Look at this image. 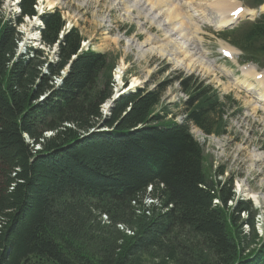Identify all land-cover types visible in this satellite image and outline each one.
<instances>
[{"label": "trees", "instance_id": "obj_1", "mask_svg": "<svg viewBox=\"0 0 264 264\" xmlns=\"http://www.w3.org/2000/svg\"><path fill=\"white\" fill-rule=\"evenodd\" d=\"M3 2L0 264H148L143 254L156 264H264V238L251 248L257 239L244 233L247 225L258 236L252 229L259 212L250 200L236 198L232 177L223 184L207 177L201 144L186 124L168 119L160 88L120 96L104 118L115 58L86 52L72 60L83 37L72 29L60 40L58 12L44 16L42 29L49 48L59 42L56 59L29 48L14 60L21 37L16 27L34 15L36 0H21L22 13L10 21ZM256 30L253 58L263 63L264 15ZM216 106L192 99L188 120L212 131ZM148 197L171 208L146 205Z\"/></svg>", "mask_w": 264, "mask_h": 264}, {"label": "rangeland", "instance_id": "obj_2", "mask_svg": "<svg viewBox=\"0 0 264 264\" xmlns=\"http://www.w3.org/2000/svg\"><path fill=\"white\" fill-rule=\"evenodd\" d=\"M123 1L124 2L120 0H61L57 4V7L63 10L64 18L68 20L69 24L78 26L81 34L86 40L85 48L90 46L101 52L120 53L117 64L120 66L122 60L126 62L124 67H126L125 78L128 79V84L132 83L133 78H139L141 80H143V78H148L152 85H148L150 82L147 81L145 86L148 85L149 88H152L156 86V83L169 80L171 84L165 92L163 101L166 103H173L178 102L182 96L179 79H177L178 74L181 76L189 74L191 71L197 72L198 70H204L210 75L211 79L217 82L220 90L223 91L224 87L222 82L225 81L224 74L222 73L220 75L219 69L216 66L212 67L206 63L205 65H196L195 67L186 68L185 65L177 63L176 60H170L168 57H165V53H171L164 39L167 35L163 32V28H161V25L165 23V21L162 20V18L158 19V15L157 17L156 15H152L151 17V14H154L152 12H157V8L151 12L149 6L140 4L138 0H136V2L134 0ZM179 1L183 2V0H178V2ZM37 2H39V9H55L54 6L51 7L49 5L47 0H37ZM138 5L140 6L138 7ZM202 6L204 11L211 7V5L206 3H203ZM195 7H198V5L195 4ZM130 8L131 12L129 11ZM1 9L7 21L13 20L19 11V7L14 6L11 0H5ZM145 9H148V11ZM33 23L34 21L32 19L25 17L24 22L17 28L22 32L23 37V41L19 46L21 49H23L24 46L38 44L35 40L37 38V29L36 27H31ZM132 23L135 24V27L132 32L129 33L127 31L130 30ZM163 27L165 28L166 26ZM203 27L208 30V32H205V35L215 40L212 27L206 24H203ZM130 41L131 45H128L127 43H130ZM152 41L158 42L152 43ZM42 47L49 59L55 58L53 48H49L46 44H43ZM203 48L206 51H212L211 48L214 49L215 47L212 46L211 42L204 41ZM182 59L183 57L178 58V60ZM183 66L185 68L182 71L181 67ZM116 69L117 66L112 72L113 77H116V75H114ZM129 69L132 73H127ZM177 70L181 72H176ZM242 78L243 76L240 73L234 80ZM230 84L233 86V83L230 82ZM231 93L232 100L236 103L234 108H242L241 113L237 115L233 110V105L231 106L234 116L229 118L228 133L226 136H207L204 131H200L196 126L192 125L191 128L196 139L204 148L203 164L207 177L209 179L213 178V180L217 182L221 181L222 184L225 182V179L232 177L233 192L236 198L245 200L251 199L254 208L260 210V213L255 218V227L252 229L258 236L253 238L252 231L249 232L250 227L247 225L244 226V233H250L252 237L250 239H257L251 246V248H253L260 237L264 238V158L259 161H253L255 153L258 152L264 155V119H262L264 117V111L259 109L256 115L253 113L249 116L251 106L245 104V100L247 97H250V95L245 92H240L238 89ZM256 94L257 91L255 93L253 92V96H257ZM237 102L241 104L238 105ZM176 111L178 113L179 109ZM26 140L32 143L30 139L26 138ZM221 171L223 174H220ZM240 184H244V189L239 190L238 185ZM246 188H250V191L260 195V204L253 198V193L245 190ZM144 203L148 205L156 204L160 210L164 211L171 208V205H169V208H165L164 203H160L155 199L150 202L148 199H145ZM234 204L235 201H229L228 207L233 209ZM138 214L149 216L146 209H140ZM246 216V213H241V217ZM102 218L103 223H108L106 218ZM123 228H126V233L129 235L133 234L129 228L120 227V229ZM185 234L184 236H186V239H190L194 243L198 242V236L191 235L188 232H185ZM178 255L182 257L180 253ZM143 257L148 264H156L155 258L150 254H143Z\"/></svg>", "mask_w": 264, "mask_h": 264}, {"label": "bare ground", "instance_id": "obj_3", "mask_svg": "<svg viewBox=\"0 0 264 264\" xmlns=\"http://www.w3.org/2000/svg\"><path fill=\"white\" fill-rule=\"evenodd\" d=\"M49 2V5L52 7L55 5V3H57L58 1L57 0H47ZM136 2V0H134ZM148 1H152V0H148ZM223 1L225 0H212L215 8L217 9L218 11V26L219 27H225L227 26L228 24H230L233 20H234V17L231 16V12L235 11L238 7H240V3L237 1V0H230L231 2V9L228 13H224V12H221L220 11V7L223 3ZM126 2V0H125ZM128 4V3H127ZM141 4V3H140ZM205 4V3H204ZM135 5V3H134ZM203 5V4H202ZM127 6V5H126ZM129 6V5H128ZM137 6V4H136ZM140 5H138L139 7ZM206 7V6H205ZM204 7V8H205ZM142 8V7H140ZM147 8V7H146ZM157 8V7H156ZM199 8V7H197ZM127 9V8H126ZM149 9V8H148ZM148 9H145L148 11ZM200 9V8H199ZM140 10V9H139ZM208 10V8H207ZM206 10V11H207ZM131 12V10H130ZM145 12V11H144ZM152 12V11H151ZM147 13V12H146ZM153 13V12H152ZM144 14V13H143ZM152 15L154 16V14H151V17ZM149 17V16H148ZM157 17V15H156ZM153 20V18H152ZM154 21V20H153ZM40 23V22H39ZM158 23V21H157ZM152 24V23H151ZM159 27V26H158ZM162 28V27H161ZM164 30V29H163ZM165 32V31H163ZM151 37V36H150ZM158 39V38H157ZM148 40V39H147ZM150 40V39H149ZM156 40V39H155ZM157 41H152V43H156ZM148 44V43H147ZM143 45V44H142ZM164 46V45H163ZM145 47V45H144ZM152 47V46H151ZM163 48V47H161ZM166 48V47H165ZM151 49V48H150ZM154 49V48H153ZM150 51V50H149ZM153 51V50H152ZM165 53V52H164ZM206 67V66H205ZM191 68V67H190ZM124 69V63H122L119 68L116 70V79L120 82H122L121 78H122V70ZM195 69V68H194ZM208 74V73H207ZM260 74V73H257L255 72L254 68L252 67L251 69L247 70L245 72V78L243 80H241V82L243 84H248V88H250L251 90H254L256 87L255 86H258L257 89H255L257 91V96H254L255 100H256V104H255V115L257 114V108H260L261 110L264 111V73L262 74V77L260 79H257V75ZM254 77L256 82L255 83H252L251 81H249L250 78ZM139 79L138 78H133L132 79V87H134L136 84L139 83ZM122 90L119 89V91ZM264 119V117L262 118ZM50 133H46V137H49ZM26 138L30 139L28 135H26ZM254 160L253 161H259V160H262L264 158V155L260 154V153H255L254 156H253ZM239 186V190L241 189H244L243 186L244 184H240L238 185ZM246 187V186H245ZM246 191L250 192V193H253V198L256 200L257 203L261 202V199H260V196L258 193L256 192H252L250 191V188H246L245 189ZM151 191V187L148 188V194L149 192ZM146 196V195H145ZM152 196V195H151ZM145 199H148V201H152L154 199H152V197H148V198H145ZM156 201H158V199H155ZM217 201V202H216ZM215 204H219V200H215L214 201ZM148 205V204H146ZM106 216H104L105 218ZM108 218V217H107ZM108 221V220H107ZM129 232V231H128ZM132 233V232H131Z\"/></svg>", "mask_w": 264, "mask_h": 264}, {"label": "snow or ice", "instance_id": "obj_4", "mask_svg": "<svg viewBox=\"0 0 264 264\" xmlns=\"http://www.w3.org/2000/svg\"><path fill=\"white\" fill-rule=\"evenodd\" d=\"M238 14V13H237Z\"/></svg>", "mask_w": 264, "mask_h": 264}]
</instances>
